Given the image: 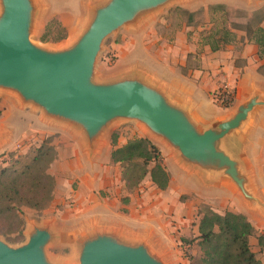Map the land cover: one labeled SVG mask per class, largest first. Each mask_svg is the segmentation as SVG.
<instances>
[{
    "label": "water",
    "instance_id": "95a60500",
    "mask_svg": "<svg viewBox=\"0 0 264 264\" xmlns=\"http://www.w3.org/2000/svg\"><path fill=\"white\" fill-rule=\"evenodd\" d=\"M177 1L99 0L88 5L89 20L62 45L67 46L54 47L31 38L40 3L0 0V89L16 93L45 118L73 129L89 157L101 148V138L110 125L121 120L137 122L147 139L165 148L178 169L208 187H234L264 217V201L239 158L238 142V136L263 116V91H252L225 117L203 125L162 84L138 70L121 68L111 77L95 76L108 37L125 27L138 28L139 19ZM52 226H30L24 234L27 242L19 247L0 239V264H168L145 240L98 228L68 241L72 256L54 258L48 248L65 239Z\"/></svg>",
    "mask_w": 264,
    "mask_h": 264
},
{
    "label": "crops",
    "instance_id": "0c3cea01",
    "mask_svg": "<svg viewBox=\"0 0 264 264\" xmlns=\"http://www.w3.org/2000/svg\"><path fill=\"white\" fill-rule=\"evenodd\" d=\"M97 1L74 0L78 17H82L88 5ZM217 2L241 5L248 10L261 6L264 0ZM189 31L190 28L186 27L170 42L154 32L148 40L142 39L149 59L131 52L139 38L135 36L140 33L136 29H127L125 34L132 37L127 47L122 46L127 54L119 67L124 71L138 70L162 84L172 99L185 106L203 125L220 120L229 111L213 99V94L224 85L230 87L237 104L256 89L264 92V75L259 72L264 59L260 58L259 47L249 39L247 31L241 33L238 42L231 41L218 51H213L210 44L203 46L201 41L189 38ZM70 32L75 35L78 28L75 26ZM237 45H240V50ZM239 59L245 60V66L237 64ZM259 117L260 120L257 117L254 125H249L238 136V142L239 158L254 180L256 194L264 201V113ZM47 128L54 134L63 135L53 143L56 145L57 159L51 168L57 167V175L53 173L57 177V186L54 199L45 210L47 220L43 223L53 225L59 217L65 218L68 241L73 242L79 233L96 228L116 231L132 239L145 240L168 264H185L179 249L177 253L172 242L190 233L191 204H184L180 200L182 194L188 193H196L203 199L206 197L210 205H214L222 196L232 197L256 230V235L250 239L251 245L258 235L264 233V217L249 206L234 187L227 184L204 185L198 177L178 169L171 155L168 157V152L163 153L159 147L171 174L168 188L158 189L147 177L143 184L130 191L122 179L121 166L109 160L111 154L106 163H101L103 156L100 149L89 157L82 138L73 129L65 125H50ZM174 175L188 187L182 185L177 191L173 187ZM64 177L69 180H64ZM100 190L106 192L105 198L99 194ZM210 209L220 213L216 208ZM55 212L56 215L53 214ZM194 232L195 237L199 236L198 225Z\"/></svg>",
    "mask_w": 264,
    "mask_h": 264
},
{
    "label": "rangeland",
    "instance_id": "374dc122",
    "mask_svg": "<svg viewBox=\"0 0 264 264\" xmlns=\"http://www.w3.org/2000/svg\"><path fill=\"white\" fill-rule=\"evenodd\" d=\"M37 2L42 6L40 9L37 8L36 20L38 22L31 35L32 40L36 43L54 47L62 46L73 36L70 32L71 28L76 26L79 31L83 28L82 26L85 21L89 20L86 19V10L82 13L81 18L78 17L74 0H35L36 5ZM135 24V26L139 25V27L136 28V32L140 33V35L135 36L139 38H134L136 39L135 47L131 52L135 55L142 54L151 59L145 50L144 41L142 39L148 40V37H150L153 32L158 33L166 42H170L178 32L185 30L187 27L190 28L188 37L191 39L194 38L198 42L201 41L200 43L205 46L208 45L206 37L210 35V33L231 31V37H229V39L234 42L237 41L238 38L241 37V33L246 32L248 28L255 30L259 27H263L264 3L261 4V6L248 8L247 10L241 5L223 2L219 3L217 0H179L157 13L139 19ZM126 30L127 27L122 28L119 32L105 40L96 63V77L98 76L100 79L111 77L122 70L119 65L127 54L125 50L122 49V46L124 45L127 47L132 37V35L125 34ZM236 47L239 50L241 49L240 45ZM262 59H264V56ZM237 64L245 66V60L239 59ZM259 72L264 75V65L259 68ZM236 105L237 103L234 101V104L228 109L231 110L235 108ZM50 125L58 124L53 119L45 118L42 111L36 109L32 105L23 103L16 93L0 89V134L3 135V138L0 140V169L13 166L14 164L16 165L15 161L17 159L24 162L30 161L34 156L35 149L42 141L49 137L52 138V144L55 143L57 138L61 137L63 134H54V132L47 128ZM113 136L117 137V146H121L134 138H147V133L134 121L121 120L110 125L101 138L102 144L100 153L103 156L101 163H106L110 158ZM54 147H56L55 144ZM159 147L162 149L163 153H165V148L162 146ZM168 157H170L169 153ZM48 173L57 175L58 170L56 165L53 168L50 167ZM55 178L57 177L55 176ZM172 178H174L173 187L177 191L182 185L188 187V184L176 178L175 175ZM65 179L69 180V178L64 177V180ZM99 194L102 198L106 197V192L103 190H100ZM180 200L184 204H191L193 213L190 219L192 223L190 225L189 235L182 236L178 241H173L172 243L174 250L178 253L177 249H179L181 258L185 261V264H187L189 257L199 255V248L195 245L191 249L185 250L182 239L195 238L196 234L195 232L193 233V231L199 224L203 214L206 213L209 208H216L215 210L221 214L227 211L241 213L242 209L237 201L230 196L218 198L214 205H210L206 201V197L204 199L200 198L196 193L192 195L189 193L182 194ZM59 207L62 208L63 206ZM46 213L45 210L38 212L24 208L20 215L25 221L24 234L30 226L33 227L46 221ZM53 214L56 215V212ZM60 216L62 215L60 214ZM65 220V218L62 219V217H59L52 226L56 232L63 233L65 239L63 242L58 241L48 248L51 256L54 258L60 256L70 257L73 254L72 248L68 247L70 243L67 240L68 228L67 225H64V222H66ZM48 223H50V221H48ZM21 227L22 226L19 225L16 220L7 221L6 227H4L5 229H3L4 232L0 234V239L12 247H19L25 244L28 240L27 234L26 236L22 234L23 237L18 242H12L10 240L16 239V237L20 235L17 230L20 231V229H22ZM251 247L257 254L258 259L264 264V252L260 251L258 241L253 240Z\"/></svg>",
    "mask_w": 264,
    "mask_h": 264
},
{
    "label": "trees",
    "instance_id": "16d2710c",
    "mask_svg": "<svg viewBox=\"0 0 264 264\" xmlns=\"http://www.w3.org/2000/svg\"><path fill=\"white\" fill-rule=\"evenodd\" d=\"M248 37L259 47L260 58L264 56V28H248ZM231 31L210 33L206 38L213 51L229 44ZM214 94L218 95L219 91ZM232 93L228 103L215 102L223 108L234 104ZM57 159V150L49 137L35 149L30 161L17 159L16 165L0 169V234L9 220H16L22 229L12 242L22 239L25 221L20 217L24 208L38 212L46 210L54 199L56 178L48 169ZM111 160L122 168V179L128 190L133 191L149 177L160 190H166L171 174L161 150L149 139L138 137L122 147L117 146V137L112 138ZM199 236L183 238L185 250L195 245L199 255L189 257L187 264H263L252 250L250 239L256 230L243 213L227 211L223 214L208 209L198 224ZM260 251L264 252V233L257 237Z\"/></svg>",
    "mask_w": 264,
    "mask_h": 264
},
{
    "label": "built area",
    "instance_id": "2783aa9c",
    "mask_svg": "<svg viewBox=\"0 0 264 264\" xmlns=\"http://www.w3.org/2000/svg\"><path fill=\"white\" fill-rule=\"evenodd\" d=\"M217 91H219L218 95L213 94V99L215 102L224 104L231 101L232 91L230 90L229 86L224 85L223 87L219 88Z\"/></svg>",
    "mask_w": 264,
    "mask_h": 264
},
{
    "label": "bare ground",
    "instance_id": "6f19581e",
    "mask_svg": "<svg viewBox=\"0 0 264 264\" xmlns=\"http://www.w3.org/2000/svg\"><path fill=\"white\" fill-rule=\"evenodd\" d=\"M67 45H65V46H62V47H66Z\"/></svg>",
    "mask_w": 264,
    "mask_h": 264
}]
</instances>
